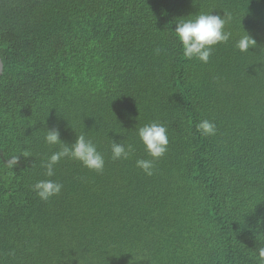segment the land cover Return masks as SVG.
<instances>
[{
  "label": "trees",
  "instance_id": "16d2710c",
  "mask_svg": "<svg viewBox=\"0 0 264 264\" xmlns=\"http://www.w3.org/2000/svg\"><path fill=\"white\" fill-rule=\"evenodd\" d=\"M211 12L230 40L185 58L176 23ZM0 59V264H264V0H0ZM152 122L169 143L148 176ZM51 128L90 139L103 171L65 158L47 177ZM48 179L63 187L42 201Z\"/></svg>",
  "mask_w": 264,
  "mask_h": 264
},
{
  "label": "clouds",
  "instance_id": "9594fccd",
  "mask_svg": "<svg viewBox=\"0 0 264 264\" xmlns=\"http://www.w3.org/2000/svg\"><path fill=\"white\" fill-rule=\"evenodd\" d=\"M230 20L231 17L227 13L221 16L219 14L214 15L212 12L201 13L194 18L179 19L173 32L182 46L183 56L189 60H198L207 64L214 46L225 44L230 40L231 33L225 30V26ZM255 45V39L246 34L236 41L235 47L240 52H246ZM196 128L205 136H212L216 132L214 123L207 119L201 120ZM60 135L58 128L48 129L44 135L46 144L61 146L60 150L54 152L48 158L47 163L42 165L46 169L45 175L47 177L54 176L55 165L65 158L80 162L83 167L90 171L97 173L103 171L104 158L90 139H87L83 134L76 135L74 143L69 145L61 141ZM137 135L151 159H138L136 167L146 175L151 176L153 174V162L164 156L167 151L169 143L167 129L163 124L152 122L139 127ZM111 152L113 160H127L133 153V148L131 145L126 146L112 141ZM24 155L27 157L28 153L25 152ZM20 158L19 156H12L5 162L6 166L8 168L17 167L20 164ZM62 187V184L48 179L36 182L32 190L40 200L48 201L50 198L59 195ZM258 256L264 260V247L258 249Z\"/></svg>",
  "mask_w": 264,
  "mask_h": 264
},
{
  "label": "water",
  "instance_id": "95a60500",
  "mask_svg": "<svg viewBox=\"0 0 264 264\" xmlns=\"http://www.w3.org/2000/svg\"><path fill=\"white\" fill-rule=\"evenodd\" d=\"M2 71H3V64H2V61L0 59V75L2 74Z\"/></svg>",
  "mask_w": 264,
  "mask_h": 264
}]
</instances>
